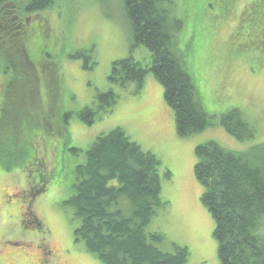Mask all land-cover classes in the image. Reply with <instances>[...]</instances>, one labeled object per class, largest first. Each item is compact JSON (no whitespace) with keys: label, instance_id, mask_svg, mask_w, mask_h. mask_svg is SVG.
<instances>
[{"label":"rangeland","instance_id":"374dc122","mask_svg":"<svg viewBox=\"0 0 264 264\" xmlns=\"http://www.w3.org/2000/svg\"><path fill=\"white\" fill-rule=\"evenodd\" d=\"M254 1L235 0L226 11L221 0H160L168 18L182 23L173 49L194 80L199 105L216 123L187 137L178 134L164 86L151 72L139 94L135 83L120 86L108 79L117 60L131 56L145 67L151 64L146 46H132L124 0H54L51 8L33 14L48 27L26 28L34 31L22 44L31 51L33 68L3 57L13 71L4 74L0 63V264H104L74 241L78 221L63 203L73 195L74 170L88 147L116 128L172 172L162 180L168 207L147 228L164 233L158 246L166 252H173L174 244L187 247L186 264H222L214 220L201 201L195 149L215 141L242 152L264 142V24L258 20L259 26L240 28L246 6ZM12 45L13 38H0L3 48ZM108 91L118 96L111 112L98 102ZM92 105L98 114L87 124L78 113ZM234 108L256 126L254 139L240 142L218 124ZM27 167L34 176L40 169L51 176L45 191L34 194L29 188ZM34 185L40 189L38 181Z\"/></svg>","mask_w":264,"mask_h":264},{"label":"trees","instance_id":"16d2710c","mask_svg":"<svg viewBox=\"0 0 264 264\" xmlns=\"http://www.w3.org/2000/svg\"><path fill=\"white\" fill-rule=\"evenodd\" d=\"M124 1L131 23L132 46H146L151 53V64L145 67L131 56L117 60L108 79L120 86L135 83V92L139 94L151 72L164 86L165 101L173 110L180 136L200 133L216 124L199 105L194 80L173 49L181 21L168 18L167 8L160 0ZM221 2L229 11L235 0ZM53 4L54 0H0V38H13L11 48L0 46L4 74L13 71L9 62L3 63V57L5 60L12 57V62L22 60L33 68L31 51H26L22 44L34 31L31 33L26 28L37 24L41 27V20L33 14H40ZM246 7L240 24L242 30L244 26H259L258 20L264 24V0ZM38 38L41 42L42 38ZM40 47L36 49L42 55ZM5 77L8 81V76ZM8 100L7 95L3 111ZM117 100L113 91L98 95L99 105L106 112L113 110ZM93 106L80 111L79 119L93 124L98 114ZM218 124L240 142L256 137V126L239 108L222 114ZM72 149L74 153L79 151ZM195 154L194 171L202 187L201 201L214 220L213 234L218 241L221 263L264 264V142L238 152L207 141L197 145ZM26 173L34 194L45 191L46 183L52 180L41 169L37 176L28 167ZM74 175L73 195L63 205L71 209L72 221H78L75 242H83L104 264L188 262L191 254L187 247L174 244L173 252L163 251L158 244L165 241L164 233L147 230L156 213L169 204L161 196L162 180L170 179L172 172L162 168L156 154L143 149L123 129L116 128L95 138ZM37 181L39 190L34 185Z\"/></svg>","mask_w":264,"mask_h":264},{"label":"flooded vegetation","instance_id":"af4514ba","mask_svg":"<svg viewBox=\"0 0 264 264\" xmlns=\"http://www.w3.org/2000/svg\"><path fill=\"white\" fill-rule=\"evenodd\" d=\"M46 22H44L42 25H41V28H44V29H48V27L46 26Z\"/></svg>","mask_w":264,"mask_h":264}]
</instances>
